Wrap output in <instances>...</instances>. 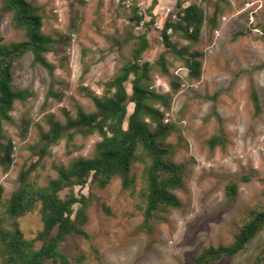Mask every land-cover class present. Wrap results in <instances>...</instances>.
Returning <instances> with one entry per match:
<instances>
[{"label":"rangeland","instance_id":"rangeland-1","mask_svg":"<svg viewBox=\"0 0 264 264\" xmlns=\"http://www.w3.org/2000/svg\"><path fill=\"white\" fill-rule=\"evenodd\" d=\"M29 1L43 8L44 32L67 42H59L45 54L55 66L53 72L36 64L32 52L14 63V88L29 89L33 95L15 103L13 121L4 126L5 141L12 139L15 144L13 162H0L5 197L19 187L21 169L38 158L33 147L40 142V130L49 129L46 116L54 114L65 123L66 113L76 116L78 106L88 113L96 111L89 93L103 95L105 83L114 79L125 60L132 57L134 42L119 49L116 40H123L130 27L136 34L144 31L130 20L131 8H124L123 0ZM153 1L138 0L148 17L153 15ZM178 1L158 0L154 13L166 7L181 11ZM190 4L199 5L209 16L221 8L217 25L206 22L199 41L174 31L171 34L177 49L201 52V77L189 81L188 68L173 52L168 55L172 76L162 72L157 61L167 47L154 24L149 26L151 46L143 58L154 65L149 89L170 103L166 111L170 121L165 119L169 125L166 142L172 150L171 158L185 168L184 187L176 191L183 206L160 211L151 231L144 226L139 207L145 168L141 161L133 165L135 184L129 190H123L120 178L105 188L94 182L85 187L76 185L75 193L79 197L85 194L88 200L89 222L85 229L89 238L71 235L61 251L70 257L86 253V264H196L204 248L232 243L239 230V218L256 200L264 198V68H258L264 63V0H232V5L224 0H183V6ZM0 22L3 43L25 39V30L14 26L11 13L0 14ZM239 31L243 34L235 39ZM172 78L182 80L177 92L172 88ZM128 87L131 90V84ZM252 87L260 95V114L255 113ZM52 88L59 97L50 94ZM155 106L165 109L163 102ZM214 107L221 120L213 114ZM129 108L133 111L134 103ZM27 121L29 133L23 139L21 132ZM147 122L150 129L156 128L149 119ZM219 134L226 136V145L212 148L209 140ZM101 140L99 133L87 137L79 134L68 147L67 140L61 139L50 146V153L31 178L46 186L58 176V167L68 168L80 157H93ZM250 174L255 176L241 182L230 201L226 186ZM71 190H62L61 197L66 198ZM80 207L79 203L75 205L76 210ZM21 226L27 239L36 240L44 226L40 209L23 217ZM35 243L37 247L42 245L41 240ZM263 247L264 231L239 254L213 264H255Z\"/></svg>","mask_w":264,"mask_h":264},{"label":"trees","instance_id":"trees-1","mask_svg":"<svg viewBox=\"0 0 264 264\" xmlns=\"http://www.w3.org/2000/svg\"><path fill=\"white\" fill-rule=\"evenodd\" d=\"M232 5V0H224ZM0 14H12V22L17 29L25 30V39L11 44H5L0 22V162L11 164L15 149L14 140L8 139L4 126L12 122L11 112L17 101H26L33 95L29 89L16 90L14 88V63L28 52L34 55L36 64L53 72L55 66L50 63L45 54L54 50L59 42H67L62 38L55 39L46 34L44 28V15L42 6L29 0H1ZM154 0L150 12L152 19L139 34L130 27L123 40H116L119 49L130 41L134 42L132 57L127 58L114 79L104 85L103 95L92 92L96 111L86 112L81 106L77 107L76 116L66 113L67 120L63 123L54 114L46 116L49 124L48 130H40V142L35 145L34 154L38 157L31 165L21 169L18 180L19 187L9 196L5 197V188L0 184V262L1 264H86L88 255L81 253L70 257L61 251V245L71 235L89 238L85 226L89 222L87 213L88 200L85 194L80 197L75 193L76 185L85 187L94 182L101 187H107L115 178H120L123 190L131 189L135 184L132 174L136 161L145 164L143 172L144 185L140 193L139 207L144 215V226L151 231L153 223L159 219V212L163 209H181L183 204L176 191L181 190L185 184V168L181 163L175 162L172 150L166 142L169 125L166 124L170 103L162 95L149 89L152 80L151 61H143L145 53L151 46L149 37L150 27L155 22ZM124 8H126V5ZM181 19L177 22H167L162 32L166 50L162 51L157 63L165 75H171L168 55L173 52L182 58L188 68L189 81L200 78L203 62L201 52L177 49L173 43L170 27L175 33L192 41H199L202 29L207 22L217 25L220 7L213 14L206 15L197 4L183 6V0L178 1ZM130 20L136 24L145 18L141 13L138 0L132 3ZM184 13V14H182ZM243 32L234 34L237 39ZM264 39V35H263ZM258 68H264V63ZM182 80L172 78V88L179 91ZM131 84V90L128 87ZM50 94L58 96L53 88ZM59 97V96H58ZM251 98L255 113L262 112V104L258 91L251 89ZM156 102H163L164 110L155 106ZM134 103L130 112L129 105ZM213 114L218 115L216 107ZM156 124L154 130L149 123ZM24 125L21 136L25 139L29 133V123ZM99 133L102 140L96 144L93 157H80L67 167H58V176L41 186L31 174L36 171L42 160L50 153L52 144L61 139L67 140L69 147L76 135L91 136ZM227 138L223 134L215 135L209 140L212 148L225 146ZM80 148V147H77ZM72 153V151H70ZM254 174L243 175L231 181L225 189L231 201L237 195L241 182H249ZM72 188L71 192L62 198L60 192ZM79 203L81 207L75 209ZM40 209L43 220V229L36 240L42 245L36 246V240H29L21 226V219ZM239 230L235 233L232 243L225 245H210L204 248L196 257V264H213L224 258H231L239 254L245 246L264 231V198L254 202L239 218ZM99 253V252H98ZM255 264L264 263V247L258 253Z\"/></svg>","mask_w":264,"mask_h":264},{"label":"built area","instance_id":"built-area-1","mask_svg":"<svg viewBox=\"0 0 264 264\" xmlns=\"http://www.w3.org/2000/svg\"><path fill=\"white\" fill-rule=\"evenodd\" d=\"M122 2L127 7H130L132 5L133 0H123ZM141 13L145 15V18L136 24L137 29H144L145 25H147V23L152 19V16L148 17V15L143 10H141ZM180 13H181L180 11L174 12L173 8H171V7H166L160 12L157 11L154 25L159 30H161V33H162L164 28H165V24L167 22H173L174 23V22H177L181 19ZM182 14H184V13H182ZM168 33L169 34L173 33L172 27H170L168 29ZM169 121H170V119L166 118V122L168 123Z\"/></svg>","mask_w":264,"mask_h":264},{"label":"crops","instance_id":"crops-1","mask_svg":"<svg viewBox=\"0 0 264 264\" xmlns=\"http://www.w3.org/2000/svg\"><path fill=\"white\" fill-rule=\"evenodd\" d=\"M158 10V9H157Z\"/></svg>","mask_w":264,"mask_h":264}]
</instances>
